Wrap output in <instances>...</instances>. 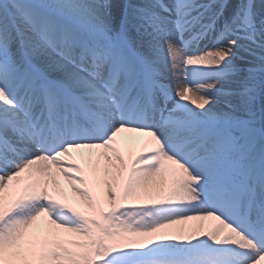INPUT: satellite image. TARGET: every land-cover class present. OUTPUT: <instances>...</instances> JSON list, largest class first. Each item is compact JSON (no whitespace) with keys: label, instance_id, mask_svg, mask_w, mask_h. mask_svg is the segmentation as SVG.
<instances>
[{"label":"snow or ice","instance_id":"1","mask_svg":"<svg viewBox=\"0 0 264 264\" xmlns=\"http://www.w3.org/2000/svg\"><path fill=\"white\" fill-rule=\"evenodd\" d=\"M0 264H264V0H0Z\"/></svg>","mask_w":264,"mask_h":264},{"label":"bare ground","instance_id":"2","mask_svg":"<svg viewBox=\"0 0 264 264\" xmlns=\"http://www.w3.org/2000/svg\"><path fill=\"white\" fill-rule=\"evenodd\" d=\"M194 68L193 66H191L188 71L190 72V69ZM194 70V69H192ZM183 70L180 71V75L181 78H183ZM190 79L192 81L193 84H196L199 77L195 74L192 73V75L190 76ZM147 140V137H143L140 136L136 133H130V132H122L118 138H117V144L120 148L121 151V155L123 156L126 164H128L129 166L131 165V162L133 161V159L138 155V154H142V149H143V145L144 142ZM146 154V153H143ZM73 156L75 158V162L77 164H79L84 170H85V174L86 176L89 178L90 182L93 179L92 176V166L91 164L85 159L82 160L80 158V156L76 153H73ZM87 156V152H85V157ZM67 163V161L65 162ZM53 172H55V169H53ZM58 175V174H57ZM61 185L64 188V191L67 193L68 195V201L69 203L73 204V206L77 207L80 211L82 212H87L88 210L81 204L78 203L79 198L72 193V191L70 190L68 183L66 180H64L63 177H59ZM159 174L157 175V177L154 178L153 181H149L148 185L146 186H142L141 189H139V191L143 194L147 189L151 188V189H155L156 185H155V181L159 180ZM98 191V190H97ZM129 204H144V203H150L149 200L147 199H137L135 197H130ZM43 220V218H42ZM216 226V222L215 221H211V220H195V221H189L185 224H179V225H173L170 228H166V229H162L159 233L154 234L157 237L160 236H164V235H171V236H177V237H183V238H187L189 235H191L194 231H198L201 228L205 231L209 230L212 227ZM153 237L151 236H147V237H131L132 240H137V241H147L152 239Z\"/></svg>","mask_w":264,"mask_h":264},{"label":"rangeland","instance_id":"3","mask_svg":"<svg viewBox=\"0 0 264 264\" xmlns=\"http://www.w3.org/2000/svg\"><path fill=\"white\" fill-rule=\"evenodd\" d=\"M195 67H197V66H195ZM194 69H195V71H193V72L199 71V68H194ZM190 72L192 73V70H190ZM127 239H131V237H127Z\"/></svg>","mask_w":264,"mask_h":264}]
</instances>
